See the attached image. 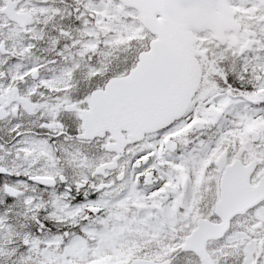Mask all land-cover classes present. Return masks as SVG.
Returning <instances> with one entry per match:
<instances>
[{"label": "snow or ice", "instance_id": "1", "mask_svg": "<svg viewBox=\"0 0 264 264\" xmlns=\"http://www.w3.org/2000/svg\"><path fill=\"white\" fill-rule=\"evenodd\" d=\"M0 264H264V0H0Z\"/></svg>", "mask_w": 264, "mask_h": 264}]
</instances>
